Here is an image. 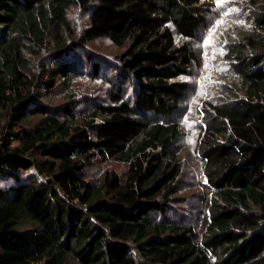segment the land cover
Returning <instances> with one entry per match:
<instances>
[{"label":"trees","instance_id":"16d2710c","mask_svg":"<svg viewBox=\"0 0 264 264\" xmlns=\"http://www.w3.org/2000/svg\"><path fill=\"white\" fill-rule=\"evenodd\" d=\"M204 4L0 0V264H264V0L243 3L255 31L226 54L243 94L206 105L201 237L167 215L182 170L171 119L190 92ZM74 6L88 24L70 39ZM101 38L124 49L116 62L89 50ZM52 47L30 71L27 55ZM78 74L112 86L83 120L76 102L47 101ZM108 160L126 174L86 177Z\"/></svg>","mask_w":264,"mask_h":264},{"label":"rangeland","instance_id":"374dc122","mask_svg":"<svg viewBox=\"0 0 264 264\" xmlns=\"http://www.w3.org/2000/svg\"><path fill=\"white\" fill-rule=\"evenodd\" d=\"M246 0H204L203 9L207 15L198 36L190 41L195 52V61L183 81L190 85V92L182 112L172 118L181 128V134L173 151L181 162V174L176 182V191L169 202L167 215L193 227L196 235L201 237L208 213V201L211 196L204 174V161L197 151L201 130L205 128L206 106L208 103L219 104L224 99L234 97L241 91V81L233 74L226 54L232 45L246 34L255 31L252 21L243 3ZM71 29L75 35L66 33L70 39L77 38L88 24V15L78 6L69 13ZM91 52L99 57L116 62V56L124 49L115 46L109 39L101 38L88 43ZM57 50L38 49L36 54H28L30 71L36 70L38 58L49 66V54ZM38 55V57H36ZM43 65V64H42ZM40 68V66H39ZM111 83L102 79H91L88 75L78 74L69 84H60L53 91H48L47 101L52 106L64 103L74 104L79 119L87 115L94 103L107 102ZM43 94H47L44 90ZM72 98V99H70ZM81 117V118H80ZM16 144V143H13ZM109 169L116 170L124 176L127 164L115 160L96 162L86 170V177L91 181L100 180ZM43 177V176H42ZM70 264H79L74 261Z\"/></svg>","mask_w":264,"mask_h":264}]
</instances>
